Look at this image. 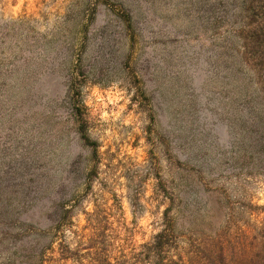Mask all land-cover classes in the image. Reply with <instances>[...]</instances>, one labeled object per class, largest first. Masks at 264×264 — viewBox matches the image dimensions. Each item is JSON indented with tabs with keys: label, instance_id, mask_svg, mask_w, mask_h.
Returning <instances> with one entry per match:
<instances>
[{
	"label": "rangeland",
	"instance_id": "1",
	"mask_svg": "<svg viewBox=\"0 0 264 264\" xmlns=\"http://www.w3.org/2000/svg\"><path fill=\"white\" fill-rule=\"evenodd\" d=\"M243 1L0 0V264H76L52 238L62 202L80 233L107 220L122 264H155L167 209L163 264H264Z\"/></svg>",
	"mask_w": 264,
	"mask_h": 264
},
{
	"label": "trees",
	"instance_id": "2",
	"mask_svg": "<svg viewBox=\"0 0 264 264\" xmlns=\"http://www.w3.org/2000/svg\"><path fill=\"white\" fill-rule=\"evenodd\" d=\"M238 16L239 19L233 31L240 40L238 51L241 60L254 77L255 90L259 103L263 107L260 120L261 133L264 135V0H244ZM73 80L74 77L71 78V82ZM77 110L79 109L72 111H75V116L80 114ZM83 123L80 114L78 124L82 131H84ZM55 212L57 215L54 218L51 232L52 238L57 240L60 259L71 260L76 264H122L119 259L111 258L109 255L108 247L111 246V241L109 242V235L106 234L108 225L105 218H99V215L95 213L91 214L93 216H90L89 220L93 223L89 224L90 234L85 235L73 228L74 224L71 221L73 211L66 206V202L58 203ZM172 227L173 220L167 209L162 217V228L150 242L143 244L147 250L154 253L150 260L151 263L163 264L164 257L160 254L170 246L169 236ZM69 236H71L70 241ZM54 240L52 239V242ZM71 241L75 243L73 248ZM84 259H87L86 263Z\"/></svg>",
	"mask_w": 264,
	"mask_h": 264
}]
</instances>
